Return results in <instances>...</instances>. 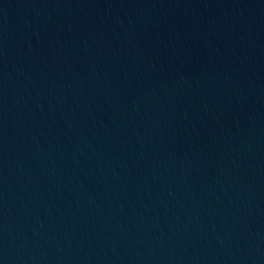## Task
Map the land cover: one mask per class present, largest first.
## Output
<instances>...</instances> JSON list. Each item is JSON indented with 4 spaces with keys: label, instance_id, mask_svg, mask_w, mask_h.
<instances>
[{
    "label": "water",
    "instance_id": "obj_1",
    "mask_svg": "<svg viewBox=\"0 0 264 264\" xmlns=\"http://www.w3.org/2000/svg\"><path fill=\"white\" fill-rule=\"evenodd\" d=\"M0 264H264V74L178 0H0Z\"/></svg>",
    "mask_w": 264,
    "mask_h": 264
}]
</instances>
